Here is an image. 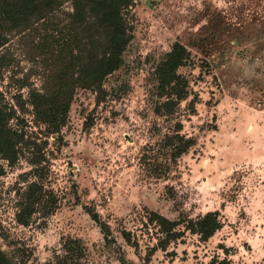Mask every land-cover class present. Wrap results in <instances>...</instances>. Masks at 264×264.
<instances>
[{
	"label": "rangeland",
	"instance_id": "obj_1",
	"mask_svg": "<svg viewBox=\"0 0 264 264\" xmlns=\"http://www.w3.org/2000/svg\"><path fill=\"white\" fill-rule=\"evenodd\" d=\"M132 13L121 67L101 93L75 92L46 161L2 162L1 250L16 264H59L71 238L80 240V264H264V0H137ZM27 34H10L7 70L40 88L55 65L37 56ZM174 43L190 53L178 73L192 91L175 118L193 145L177 159L165 146L174 121L154 112L163 102L156 69ZM33 180L55 205L22 226L17 204ZM214 211L222 225L207 241L185 230ZM153 213L180 236L169 241Z\"/></svg>",
	"mask_w": 264,
	"mask_h": 264
},
{
	"label": "trees",
	"instance_id": "obj_2",
	"mask_svg": "<svg viewBox=\"0 0 264 264\" xmlns=\"http://www.w3.org/2000/svg\"><path fill=\"white\" fill-rule=\"evenodd\" d=\"M136 1L0 0V176L5 172L2 162L10 168L21 157L33 166L45 162L48 139L59 135L65 126L75 92H102L105 78L122 65V53L132 38V12ZM26 33L37 56L55 65L54 71L43 72L44 82L40 88L27 83L25 75L18 78L7 70L13 61L10 34L25 37ZM190 62L187 49L174 43L155 74L157 97L163 102L156 105L154 112L174 121L173 129L165 135L171 159H177L193 145L191 138L181 134L182 123L175 118L181 102L192 93L188 79L178 73L179 68ZM5 69L9 77H4ZM196 100L197 97L189 102L193 111ZM28 114H31L30 121L26 118ZM53 205L54 198L48 196L40 182L33 180L25 186L18 200L16 221L28 226L35 212L49 214ZM84 209L99 223L94 212L87 207ZM152 215L169 241L180 236L181 232L173 228L175 224L162 216ZM221 225L220 214L214 211L190 219L185 230L207 241ZM100 228L107 240L108 226L101 224ZM121 235L130 243L128 233ZM64 245L71 254L60 258L58 263L80 264V240L69 238ZM0 264L16 263L13 256L0 248ZM213 264L230 262L227 258H216Z\"/></svg>",
	"mask_w": 264,
	"mask_h": 264
}]
</instances>
